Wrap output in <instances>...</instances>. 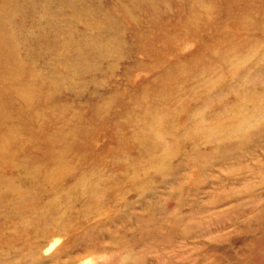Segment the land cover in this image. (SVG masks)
I'll return each instance as SVG.
<instances>
[{"label":"rangeland","instance_id":"1","mask_svg":"<svg viewBox=\"0 0 264 264\" xmlns=\"http://www.w3.org/2000/svg\"><path fill=\"white\" fill-rule=\"evenodd\" d=\"M87 263L264 264V0H0V264Z\"/></svg>","mask_w":264,"mask_h":264},{"label":"bare ground","instance_id":"2","mask_svg":"<svg viewBox=\"0 0 264 264\" xmlns=\"http://www.w3.org/2000/svg\"><path fill=\"white\" fill-rule=\"evenodd\" d=\"M94 260H95V258L93 259V261H94ZM88 263H90V262H88ZM88 263H87V264H88ZM91 263H92V262H91Z\"/></svg>","mask_w":264,"mask_h":264}]
</instances>
